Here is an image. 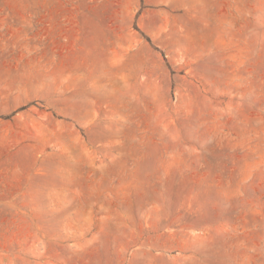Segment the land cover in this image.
Returning a JSON list of instances; mask_svg holds the SVG:
<instances>
[{"label": "rangeland", "instance_id": "rangeland-1", "mask_svg": "<svg viewBox=\"0 0 264 264\" xmlns=\"http://www.w3.org/2000/svg\"><path fill=\"white\" fill-rule=\"evenodd\" d=\"M0 264H264V0H0Z\"/></svg>", "mask_w": 264, "mask_h": 264}]
</instances>
